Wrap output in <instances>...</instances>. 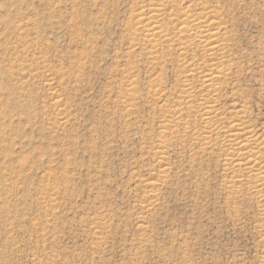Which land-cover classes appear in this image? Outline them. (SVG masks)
Listing matches in <instances>:
<instances>
[{
  "label": "rangeland",
  "instance_id": "1",
  "mask_svg": "<svg viewBox=\"0 0 264 264\" xmlns=\"http://www.w3.org/2000/svg\"><path fill=\"white\" fill-rule=\"evenodd\" d=\"M0 75V264H264V0H0Z\"/></svg>",
  "mask_w": 264,
  "mask_h": 264
},
{
  "label": "bare ground",
  "instance_id": "2",
  "mask_svg": "<svg viewBox=\"0 0 264 264\" xmlns=\"http://www.w3.org/2000/svg\"><path fill=\"white\" fill-rule=\"evenodd\" d=\"M144 1H145V0H144ZM154 1H155V0H154ZM166 1L169 2L170 0H169V1L166 0ZM148 2H150V1H148ZM152 2H153V1H152ZM140 3H141V2H140ZM161 3H162V2H161ZM142 4H143V3H142ZM149 4H152V3H149ZM169 4H170V3H169ZM152 5H154V4H152ZM156 5H157V2H156ZM146 6H147V5H146ZM171 6H172V5H171ZM143 7H144V4H143L142 8H143ZM153 7H154V6H153ZM153 7H152V8H153ZM158 7H159V6H158ZM166 7H167V6H166ZM152 8H151V9H152ZM154 8H156V7H154ZM162 9H163V8H162ZM187 9H188V8H187ZM143 10H145V9H143ZM147 10H148V9H147ZM157 10H158V9H157ZM151 11H152V10H151ZM153 11L156 12V10H153ZM204 11H205V10H204ZM143 12H145V11H143ZM155 12H154V13H155ZM170 12H171V11H170ZM156 13H157V12H156ZM162 13H163V12H162ZM179 13L181 14V12H179ZM179 13H177V14H179ZM183 13L185 14V12H183ZM201 13H202V12H201ZM210 13H211V12H210ZM140 14H141V13H140ZM145 14H146V13H145ZM169 14H170V13H169ZM205 14L207 15L208 13H205ZM211 14H212V13H211ZM171 15H172V14H171ZM174 15H175V13H174ZM189 15H190V14H189ZM191 15H192V14H191ZM200 15H201V14H200ZM213 15H214V13H213ZM7 16H8V15H7ZM139 16H140V15H139ZM158 16H159V15H157V17H158ZM168 16H170V15H168ZM183 16H185V17H184V18H181V19H185V18H186L185 21L188 22L189 19L187 18V16H188V15H187V12H186V14L183 15ZM183 16H181V17H183ZM195 16H196V15H195ZM202 16H203V15H202ZM143 17H144V16H143ZM161 17H162V16H161ZM179 17H180V16H179ZM188 17H189V16H188ZM190 17H191V16H190ZM190 17H189V18H190ZM196 17H198V16H196ZM200 17H201V16H200ZM200 17H198V18H200ZM145 18H146V17H145ZM148 18H149V17H148ZM153 18H154V19H153L152 21H150L149 23H144L143 25H142V24H140V25H142V29L147 33V34L145 33V34H146L145 36H148V35H149V37H150V36L153 37L154 35H156V37H157V36H158V37L160 36L159 38L162 39L163 36L161 37V34H160L162 31H159L160 29H158V27H159L158 24H159L160 22L158 23V20H157L156 16L153 15ZM208 18H211V17L208 16ZM212 18H213V17H212ZM140 19H141V18H140ZM140 19H139V22H140ZM142 19H143V18H142ZM149 19H151V17H150ZM149 19H148V20H149ZM172 19H173V18H172ZM190 19H191V18H190ZM191 20H193L192 22L194 23V26H190V25H188L187 23L185 24V21L182 20V21H183V24H180V26L182 25V26H181V29H179L180 32L183 33V34H185L186 37L189 36L190 38H188V39H190V40H191V38L197 40L200 44H202L203 46L206 47V48L204 47L205 49L208 48V49H210L209 52H211V49L214 48V45H213V44H215V42H214V43L212 42L213 38H215V37H212V36H216V33L213 32V31H211V29H213L214 27L217 28L216 26H218V28H219V23H216V26H213V23H212V22H211V23H207V24H206V21H204V22H202V23H198V22H197L198 19L196 20L195 17H194V19H191ZM207 20L209 21V19H207ZM169 21H172V20L169 19ZM173 21H174V20H173ZM178 21H179V19H178ZM202 21H203V20H202ZM146 22H147V21H146ZM199 22H200V19H199ZM4 23H5V22H4ZM141 23H142V22H141ZM190 23H191V22H190ZM160 24H161V23H160ZM18 25H19V24H18ZM20 25H21V24H20ZM165 25H166V24H165ZM178 25H179V24H178ZM163 26H164V25H163ZM16 27H17V26H16ZM177 27H178V26H177ZM192 27H193V28H192ZM18 28H19V27H18ZM160 28H161V25H160ZM162 28L164 29V27H162ZM172 28H173V27H172ZM215 28H214V30H216ZM170 29H171V28H170ZM174 29H175V26H174ZM219 29H220V28H219ZM164 30H165V29H164ZM168 31H169V30H168ZM175 31H176V30H175ZM210 31H211V32H210ZM138 32H139V31H138ZM140 32H141V31H140ZM170 32H171V30H170ZM218 32H219V30H218ZM165 33H167V32H165ZM176 33L178 34V32H176ZM143 34H144V33H143ZM169 34H170V33H169ZM163 35H164V34H163ZM167 35H168V34H167ZM183 36H184V35H183ZM183 36H182V37H183ZM156 37H154V38H156ZM167 37H168V36H167ZM170 37H171V36H170ZM178 37H179V36H178ZM217 37H218V36H217ZM217 37H216V38H217ZM150 38H151V37H150ZM159 38H158V39H159ZM168 38H169V37H168ZM180 38H181V37H180ZM183 38H184V37H183ZM152 39H153V38H152ZM152 39H151V40H152ZM166 40H167V39H166ZM168 40H169V39H168ZM173 40H174V39H173ZM215 40H216V39H215ZM217 40H220V38L218 37ZM154 41H155V40H154ZM175 41H176V40H175ZM180 41H181V40H180ZM183 41H184V40H183ZM185 41H186V40H185ZM187 41H189V40H187ZM187 41H186V42H187ZM155 42L157 43L158 41H155ZM191 42H192V41H191ZM161 43H162V42H161ZM181 43L183 44V42H181ZM189 43H190V42H189ZM193 43H195V42L193 41ZM219 43H220V42H219ZM186 44H187V43H186ZM196 44H197V43H196ZM155 45H156V44H155ZM156 46H157V45H156ZM184 46H185V44H184ZM216 46H217V45H216ZM157 47H158V46H157ZM178 47L180 48L179 45H178ZM186 47H187V46H186ZM153 48H154V47H153ZM215 48H216V47H215ZM186 49H187V48H185V50H186ZM205 49H204V50H205ZM179 50H180V49H179ZM181 50H182V49H181ZM207 51H208V50H207ZM182 52H183V51H182ZM184 52H185V51H184ZM186 52H187V51H186ZM215 52H216V50H215ZM211 53H212V52H211ZM221 53H222V52H221ZM218 54H219V52H218ZM184 55H185V53H184ZM182 56H183V55H182ZM210 57H211V56H210ZM220 57H222V56H220ZM223 57H224V55H223ZM213 58H214V56H213ZM214 60H215V62L217 61V59H215V58H214ZM219 61H221V60H218V61H217L218 64H219ZM215 62H213V63L216 64V66L219 67V65H218L217 63H215ZM198 63H199V62H198ZM213 63H211L210 65H212ZM190 65H191V64H189V66H190ZM210 65H209V66H210ZM185 66H186V65H185ZM220 66H221V65H220ZM191 67H192V66H191ZM213 67H214V66H213ZM213 67H212V68H213ZM185 68H187V67H185ZM195 68H196V67H195ZM21 69H22V68H21ZM218 69H220V68H218ZM188 70H189V69H188ZM207 70L209 71V69H207ZM186 71H187V70H186ZM191 71H192V69H191ZM193 71H194V70H193ZM196 71H197V70H196ZM198 72H199V71H198ZM202 72H203V71H202ZM206 72H207V71H206ZM212 72H213V73L215 72V74H217L219 71H218L217 73H216V71H212ZM212 72H211V71H210V72H207V73L204 72L205 74L202 73L203 75H202V77H201L200 80H201V84L204 85V87H205V86L208 87V86H210V85L213 84V83H212V82H214L213 75H214V76H216V75L213 74ZM219 73H220V72H219ZM18 74H20V73H18ZM12 75H13V73H12ZM15 75H16V74H15ZM189 75H190V74H189ZM191 75H192V74H191ZM0 76H1V75H0ZM2 76H3V75H2ZM199 76H201V75H199ZM186 77H187V76H186ZM1 78H2V77H1ZM188 79H189V78H188ZM188 79H187V80H188ZM0 80H1V79H0ZM184 80H186V79H183V80H182L183 83H184ZM185 83H186V82H185ZM185 83H184V84H185ZM184 84H183V85H184ZM188 84H189V83H188ZM186 85H187V83H186ZM184 86H185V85H184ZM189 86H190V85H189ZM212 86H213V85H212ZM186 87H187V86H186ZM194 87H195V85H194ZM200 87H201V86H200ZM206 87H205V89H206ZM183 88H184V87H183ZM208 88H209V87H208ZM215 88H216V87H215ZM184 89H185V88H184ZM191 89H192V86H191ZM205 89H204V90H205ZM0 90H2V89H0ZM185 90H186V89H185ZM208 90H210V88L207 89V91H208ZM213 90H214V89H213ZM215 90H216V89H215ZM191 91H192V90H191ZM202 91H203V90H202ZM210 91H211V90H210ZM181 92H184V91L182 90ZM187 92H188V91H187ZM187 92H186V93H187ZM215 92H217V91H215ZM189 93H190V91H189ZM192 93H193V92H191V94H192ZM211 93H212V91H211ZM215 94H216V93H215ZM210 95H211V94H210ZM212 95H213V93H212ZM217 95H218V94H217ZM185 96H186V94H185ZM192 96H193V95H192ZM179 97H180V96H179ZM189 97H190V95H189ZM196 97H197V96H196ZM203 97H205V96L203 95ZM213 98H214V97H213ZM182 99H183V97H182ZM189 99H191V98H189ZM193 99H194V98H193ZM196 99H197V98H196ZM199 99H200V98H199ZM209 99H211V98H209ZM184 100H186V99H184ZM202 100H203V98H202ZM204 100H205V99H204ZM196 101H198V99H197ZM205 101H206V100H205ZM209 101H210V100H209ZM209 101H207V103H208ZM214 101H215V100H214ZM175 102H176V101H175ZM177 102H178V100H177ZM180 102H181V100H180ZM183 102H184V101H183ZM185 102H186V101H185ZM190 102H191V101H190ZM199 102H201V101H199ZM210 102H211V101H210ZM173 103H174V102H173ZM203 103H204V102H203ZM184 104H185V103H184ZM197 104H198V103H197ZM213 104H214V103H213V101H212V105H213ZM165 105H166V104H165ZM179 105L181 106V103H180ZM182 105H183V104H182ZM191 105H192V104H191ZM193 105H194V104H193ZM57 106H58V105H57ZM196 106H197V105H196ZM214 106H215V105H214ZM164 107H166V106H164ZM198 107L200 108V106H198ZM212 107H213V106H211L210 104H206V105L202 104V106H201V110L203 111L202 114H203L204 117L207 118V116H209L210 112H212ZM189 108H190V107H189ZM191 108H192V107H191ZM215 108H216V107H215ZM216 109H217V108H216ZM218 109H219V108H218ZM176 111H177V109H176ZM195 111H196V110H195ZM213 111H214V110H213ZM200 112H201V111H200ZM178 113H179V109H178V111H177V114H178ZM169 114H170V113H169ZM177 114H176V115H177ZM214 114H215V113H213L212 115H214ZM186 115H187V114H186ZM210 115H211V114H210ZM190 116H191V115H190ZM215 116H218V115L216 114ZM175 117H176V116H175ZM177 117H178V116H177ZM201 117H202V116H201ZM219 117H220V116H219ZM213 118H215V117H213ZM164 119H165V118H164ZM171 119H172V118H171ZM171 119H170V120H171ZM178 119H179V118H178ZM207 119H209V118H207ZM175 120H176V119H175ZM165 121H166V120H165ZM171 121H173V120H171ZM188 121H189V120H188ZM205 121H206V119H205ZM212 121H214V120H212ZM215 121H217V120H215ZM167 122H168V121H167ZM207 122H208V120H207ZM218 122H219V121H218ZM234 122H235V121H234ZM237 122H238V121H237ZM237 122H236V123H237ZM170 123H171V122H170ZM189 123H190V122H189ZM208 123H209V122H208ZM213 123H214V122H213ZM240 123H241V122H240ZM206 124H207V123H206ZM214 124H215V123H214ZM242 124H243V122H242ZM168 125H170V124H168ZM168 125H167V126H168ZM211 125H212V123H211ZM218 125H219V124H218ZM236 125H238V124H236ZM163 126H165V125H163ZM163 126H162V127H163ZM167 126H165V127H167ZM206 126H207V125H206ZM233 126H234V125H233ZM238 126H239V125H238ZM238 126H237V127H238ZM241 126H242V125H241ZM241 126H240V128H241ZM165 127H164V129H166ZM207 127H209V126H207ZM212 127H214V125L211 126V128H212ZM172 128H173V127H172ZM175 128H176V127H175ZM185 128H186V126H185ZM204 128H205V127H204ZM216 128H219V127L216 126ZM234 128H235V130H237V128H236L235 126H234ZM206 129H209V128H206ZM225 129H226V128H225ZM242 129H243V128H242ZM247 129H249V128H247ZM199 130H200V129H199ZM210 130H211V129H210ZM214 130H215V129H214ZM227 130H228V129H227ZM227 130H226V131H227ZM231 130H233V129L231 128ZM238 130H241V129H238ZM171 131H172V130H171ZM175 131H176V130H175ZM204 131H205V130H204ZM208 131H209V130H208ZM211 131H212V130H211ZM206 132H207V130H206ZM209 132H210V131H209ZM229 132H230V131H229ZM231 132H232V131H231ZM234 132H235V131L233 130V133H234ZM238 132H239V131H238ZM240 132H241V131H240ZM242 132H243V130H242ZM244 132H245V131H244ZM246 132H247V131H246ZM248 132H250V130H249ZM186 133H188V132H186ZM186 133H185V134H186ZM201 133H202V132H201ZM203 133H204V132H203ZM216 133H217V132H216ZM251 133H252V130H251L250 134H251ZM161 134H162V133H161ZM204 134H205V133H204ZM206 134H207V133H206ZM231 134H232V133H231ZM240 134H241V133H240ZM250 134H249V135H250ZM253 134H254V133H253ZM158 135H159V134H158ZM166 135H167V134H166ZM186 135H187V134H186ZM198 135H199V134H198ZM198 135H197V136H198ZM236 135H237V134H236ZM249 135H247V136H249ZM161 136H162V135H161ZM164 136H165V134H164ZM197 136H196V137H197ZM199 136H200V135H199ZM204 136H205V135H204ZM208 136H209V135H208ZM228 136H230V135H228ZM247 136H246V138H247ZM250 136H251V135H250ZM250 136H249V137H250ZM256 136H257V135H256ZM200 137L202 138L203 136H200ZM233 137H234V135H233ZM239 137H241V136H239ZM239 137H237V138H239ZM201 138H200V139H201ZM206 138H207V137H206ZM206 138H204V139H206ZM246 138L244 139V141H245V140L248 141V139H246ZM250 138H251V137H250ZM252 138H253V137H252ZM252 138H251V140H252ZM258 138H260V137H258ZM197 139H198V138H197ZM229 139H230V138H229ZM241 139H243V138L241 137ZM164 140H165V138H164ZM233 140H234V139H233ZM238 140H239V139H238ZM251 140H249V141H251ZM255 140H256V139H255ZM257 140H259V139H257ZM161 141H162V140H161ZM207 141H208V140H207ZM229 141H230V140H229ZM234 141L237 142L236 139H235ZM214 142H215V141H214ZM220 142H221V141H220ZM227 142H228V139H227ZM227 142H226V143H227ZM230 142H231V141H230ZM239 142H241V141L239 140ZM254 142H255V141H254ZM254 142H253V143H254ZM258 142H260V141H258ZM201 143H202V142H201ZM237 143H238V142H237ZM237 143H236V145H237ZM243 143H244V142H243ZM243 143L241 144V147L243 148V146H244V148H245V143H244V144H243ZM261 143H262V141H261ZM263 143H264V142H263ZM161 144H162V143H161ZM212 144H213V143H212ZM220 144H221V143H220ZM229 144H230V143H229ZM232 144H233V143H232ZM238 144H239V143H238ZM254 144H255V143H254ZM257 144H258V143H257ZM162 145H163V144H162ZM162 145H161V146H162ZM234 145H235V144H234ZM234 145H232V147H233ZM255 145H256V144H255ZM262 145H263V144H262ZM262 145H261V146H262ZM165 146H166V145H165ZM169 146H170V145H169ZM217 146H219V145H217ZM221 146H222V145H220L219 147H221ZM250 146H251V145L248 144V147H249V148H250ZM157 147H158V146H157ZM157 147H156V148H157ZM210 147H211V146H210ZM228 147H229V146H228ZM235 147H236V146H235ZM248 147H247V145H246V148H248ZM252 147H253V146H252ZM223 148H224V147H223ZM230 148H231V147H230ZM249 148H248V149H249ZM227 149H228V148H226V150H227ZM232 149H234V148H232ZM238 149H240V147H239ZM256 149H257V147H256ZM263 149H264V148H263ZM158 150H159V149H158ZM162 150H164V149H162ZM162 150H161V151H162ZM222 150H223V149H222ZM230 150H231V149H230ZM230 150H229V151H230ZM234 150H235V149H234ZM253 150H254V149H253ZM258 150H259V148H258ZM161 151H159V152H161ZM218 151H219V150H218ZM223 151H224V150H223ZM240 151H241V149H240ZM244 151H245V150H244ZM259 151H260V150H259ZM225 152H226V151H225ZM238 152H239V151H238ZM242 152H243V151H242ZM245 152H246V151H245ZM245 152H244V153H245ZM254 152H255V150H254ZM161 153H164V151L161 152ZM236 153H237V152H235V155H233V154H234V152H233V153L231 154V156H232V155H233V156H236ZM225 154H228V153L226 152ZM229 154H230V153H229ZM229 154H228V157L230 156ZM245 154H246V153H245ZM253 154H254V153H253ZM255 154H256V152H255ZM247 155H248V154H247ZM247 155H246V156H247ZM238 156H239V155H238ZM238 156H237V157H238ZM252 156H253V155H252ZM226 157H227V156H226ZM226 157H224V158H226ZM243 157H244V156H243ZM247 157H248V156H247ZM259 157H260V156H259ZM160 158H162V157H160ZM238 158H239V157H238ZM238 158H237V159H238ZM252 158H253V157H252ZM255 158H256V157H255ZM227 159H228V158H227ZM227 159H226V160H227ZM237 159H236V158H232V157H230V158L228 159V162L230 163V166H231V163H234V162L236 163V161H238ZM245 159H246V157H245ZM250 159H251V158H250ZM239 160H241V158H239ZM242 160H243V159H242ZM248 160H249V159H248ZM248 160L246 159V161H248ZM251 160H252V159H251ZM253 160H255V159H253ZM257 160H258V158H257ZM257 160H256V161H257ZM249 161H250V160H249ZM249 161H248V162H249ZM259 161L262 162L263 159H262V161H261V160H259ZM259 161H258V162H259ZM243 162H244V161H243ZM258 162L256 163L257 165H258ZM263 162H264V161H263ZM238 163H239V162H238ZM238 163H237V164H238ZM240 163H241V162H240ZM251 163H252V162H251ZM251 163H250V164H251ZM253 163H255V162L253 161ZM253 163L249 166L250 169L253 170V171H255V170L258 171V167H259V166L257 167V165H255V164H253ZM245 164H246V163H244V165H245ZM259 164H260V163H259ZM226 165H228V163H227ZM238 165H239V164H238ZM241 165H242V163H241ZM244 165H243V166H244ZM235 166H237V165H235ZM235 166H234V169H235ZM239 166H240V165H239ZM247 166H248V163H247ZM225 167H226V166H225ZM246 168H248V167H246ZM246 168H245V169H246ZM263 168H264V167H263ZM224 169H225V168H224ZM228 169H229V168H228ZM237 169H239V168H237ZM237 169H236V170H237ZM245 169H244V170H245ZM250 169H249V170H250ZM162 170H163V169H162ZM226 170H227V169H226ZM241 170H242V169H241ZM263 170H264V169H263ZM164 171H166V170H164ZM231 171H232V170H231ZM257 171H256V172H257ZM246 172H247V171H246ZM260 172H261V170H260ZM237 173H238V172H237ZM254 173H255V172H254ZM257 173H258V172H257ZM261 173H262V172H261ZM261 173H260V174H261ZM162 174H163V172H162ZM242 174H243V173H242ZM242 174H241V175H242ZM263 174H264V173H263ZM234 175H235L234 177H237L236 174H234ZM250 175H252V173H251ZM245 176H246V175H245ZM258 178H259V177H258ZM237 179H238V178H237ZM256 181H257V180H256ZM258 181H259V180H258ZM260 181H261V180H260ZM260 181L258 182L259 184H260ZM263 181H264V180H263ZM261 182H262V181H261ZM263 183H264V182H263ZM263 183H262V184H263ZM259 184H258V185H259ZM262 184H260V185H262ZM258 185H256V186H258ZM256 186H255V187H256ZM258 187H259V186H258ZM260 187H261V186H260ZM260 187H259V188H260ZM262 187H264V185H263ZM262 187H261V188H262ZM259 188H258V189H259ZM256 189H257V187H256ZM260 190H261V189H260ZM262 190H263V189H262ZM257 191H259V190H257ZM257 191H256V192H257ZM262 195H263V194H262Z\"/></svg>",
  "mask_w": 264,
  "mask_h": 264
}]
</instances>
